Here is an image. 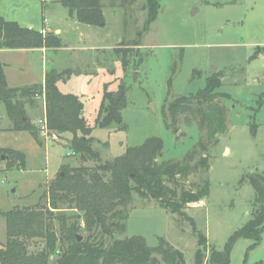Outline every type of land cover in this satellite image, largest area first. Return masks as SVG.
I'll return each instance as SVG.
<instances>
[{"label":"rangeland","instance_id":"obj_1","mask_svg":"<svg viewBox=\"0 0 264 264\" xmlns=\"http://www.w3.org/2000/svg\"><path fill=\"white\" fill-rule=\"evenodd\" d=\"M103 3L105 25L92 27L70 17L59 0H0V17L54 34L62 43L57 50L2 55L8 85L43 87L48 71L63 73L58 88L63 94L77 96L84 105V117L93 129L92 148L99 154L97 161H83L69 147L72 135L51 131L56 139L42 137L37 124L46 111L43 99L25 104L27 117L42 142L30 132L13 131L0 102V149L25 157V166L11 162L9 155L0 160V249L8 241L4 214L13 210L41 211L46 217L47 210L53 212L51 224L58 242L48 264H57L66 251L73 226L83 240H93L85 229L84 212L74 203L59 202L57 210L50 206V188L64 167L94 170L150 138L164 142L158 163L183 160L198 143L199 131L196 124L189 127L183 118L177 132L167 129L163 106L196 94L205 88L212 72H220V91L231 100L224 102L228 130L206 153L209 195L189 204L184 209L186 217H182L134 193L127 207L128 219L121 222L125 229L106 237L111 243L141 236L152 248L162 238L182 253L177 264H195L199 241L206 237L201 252L203 264H209L211 249L224 250L229 238L252 218L256 193L246 177L264 176V0H159L158 18L148 32H143L148 16L143 0L126 6L122 0ZM120 91L127 105L125 125L100 128L97 118L105 93ZM202 177L191 174L181 181L179 191L195 190ZM253 244L250 239H240L233 247L230 264L264 263V233L260 244ZM44 245L43 240H30L29 253L44 250ZM154 257L163 262L160 255Z\"/></svg>","mask_w":264,"mask_h":264},{"label":"trees","instance_id":"obj_2","mask_svg":"<svg viewBox=\"0 0 264 264\" xmlns=\"http://www.w3.org/2000/svg\"><path fill=\"white\" fill-rule=\"evenodd\" d=\"M138 1L122 0V6ZM143 1L148 12L143 32H148L158 18L160 4L159 0ZM59 2L69 11L70 17L80 24L92 27L105 25L103 0ZM61 47L60 39L54 34L24 28L0 17V49L57 50ZM62 77L63 73L51 70L45 75L43 87L11 88L6 78L5 65L0 59V102L4 104L13 123V131L30 132L40 142L39 133L27 117L25 104L33 103L36 96L45 93L50 131L59 135H72L69 147L74 154L81 156L83 161H97L99 154L92 148L94 139L90 136L93 129L87 125L84 105L77 96L63 94L59 90L57 84ZM222 86L220 72H212L206 79L204 89L188 97H178L163 106L167 129L174 128L177 132L175 128L183 118L189 127L196 124L199 131L198 143L183 160L158 163L157 160L163 154L164 142L159 138H150L142 146L128 148L114 162L101 164L94 170L64 167L63 176L61 173L50 188V206L57 210L59 202L74 203L75 208L84 212L85 229L93 240L78 242V230L73 226L68 234L69 246L57 264H177L182 260V253L162 238L158 246L152 248L141 236L113 239L111 243L107 242L106 237L112 236L114 230L125 229L121 222L128 219L127 207L134 193L141 198L156 201L172 214L182 217H186L184 209L189 204L199 203L209 195V157L206 153L217 142V137L228 130V109L224 102L230 101L231 97L220 91ZM259 105L258 110L261 108ZM126 106L124 96L115 97V93H105L98 113V126L105 129L114 124L125 125L123 112ZM253 132L256 133V126H253ZM4 155H9L11 162L20 161L25 166V157L21 153L0 149V160ZM195 173L204 175L201 182L195 184V190L179 191L181 181ZM246 179L256 193L252 218L229 238L224 250L211 249L209 264H230L233 247L240 239L252 240L253 247L262 240L264 176L252 174ZM47 213L49 217L36 210H13L4 214L8 241L0 249V264H48L49 254L56 249L58 238L51 224L53 212L47 210ZM33 239L43 240L44 250L30 254L28 242ZM206 245L207 239L204 237L199 241L201 249L196 253L195 264H203L201 251ZM154 254L160 255L163 262Z\"/></svg>","mask_w":264,"mask_h":264},{"label":"built area","instance_id":"obj_3","mask_svg":"<svg viewBox=\"0 0 264 264\" xmlns=\"http://www.w3.org/2000/svg\"><path fill=\"white\" fill-rule=\"evenodd\" d=\"M45 33V31H42ZM40 98L43 99V101L46 103V97H45V93H43L42 95H38L35 97V99ZM38 127H39V131L41 133V136L46 138L47 140L52 139V138H57V136H55L54 134L52 135L49 129V124H48V119H47V114L45 111L44 116L38 121Z\"/></svg>","mask_w":264,"mask_h":264},{"label":"crops","instance_id":"obj_4","mask_svg":"<svg viewBox=\"0 0 264 264\" xmlns=\"http://www.w3.org/2000/svg\"><path fill=\"white\" fill-rule=\"evenodd\" d=\"M41 50H44V49H41ZM46 50V49H45ZM10 51H35V50H7V49H0V59H1V61L3 62V59H2V55H4L5 53H7V52H10ZM37 51H39V49L37 50ZM262 57H264V56H261V58ZM260 58V59H261ZM4 64V63H3ZM6 71V70H5ZM6 73V72H5ZM6 78H7V73H6ZM8 81V80H7ZM44 83H45V78H44V81L42 82V84L44 85ZM227 153H229V150L227 151Z\"/></svg>","mask_w":264,"mask_h":264},{"label":"water","instance_id":"obj_5","mask_svg":"<svg viewBox=\"0 0 264 264\" xmlns=\"http://www.w3.org/2000/svg\"><path fill=\"white\" fill-rule=\"evenodd\" d=\"M217 70V68H214V71H216ZM135 81H136V77H135ZM123 95V92H119V93H117V94H115V97H119V96H122ZM6 159V157L5 156H3L2 157V160H5ZM62 176H63V174H62ZM77 240H78V242H82L83 241V237L82 236H80V235H77Z\"/></svg>","mask_w":264,"mask_h":264}]
</instances>
